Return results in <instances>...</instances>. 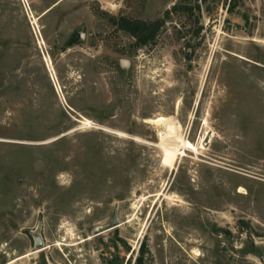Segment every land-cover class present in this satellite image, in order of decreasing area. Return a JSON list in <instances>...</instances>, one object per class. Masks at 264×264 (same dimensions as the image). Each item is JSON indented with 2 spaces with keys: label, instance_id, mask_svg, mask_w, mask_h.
Masks as SVG:
<instances>
[{
  "label": "rangeland",
  "instance_id": "rangeland-1",
  "mask_svg": "<svg viewBox=\"0 0 264 264\" xmlns=\"http://www.w3.org/2000/svg\"><path fill=\"white\" fill-rule=\"evenodd\" d=\"M139 255L264 264V0H0V264Z\"/></svg>",
  "mask_w": 264,
  "mask_h": 264
},
{
  "label": "trees",
  "instance_id": "trees-1",
  "mask_svg": "<svg viewBox=\"0 0 264 264\" xmlns=\"http://www.w3.org/2000/svg\"><path fill=\"white\" fill-rule=\"evenodd\" d=\"M228 10H231L228 8ZM169 10H166L164 16L152 20L143 19H130L125 16H120L117 19H113V24L117 29L123 30L130 34L137 45H146L155 40L159 30L162 28L165 22V15ZM80 33L77 30H73L69 37L65 40L63 48H68L77 43V36ZM137 264H142V256L137 257Z\"/></svg>",
  "mask_w": 264,
  "mask_h": 264
},
{
  "label": "bare ground",
  "instance_id": "bare-ground-1",
  "mask_svg": "<svg viewBox=\"0 0 264 264\" xmlns=\"http://www.w3.org/2000/svg\"><path fill=\"white\" fill-rule=\"evenodd\" d=\"M164 123L169 125L168 133L171 136V139L165 140L164 143L161 144L162 148L164 149V155L165 158L163 159V165L173 168L174 163L179 158V156L183 155L185 153L186 149L195 150V146L187 140L181 139L175 132L173 126L171 125L168 120H158V123ZM194 256H198V252H192Z\"/></svg>",
  "mask_w": 264,
  "mask_h": 264
},
{
  "label": "water",
  "instance_id": "water-1",
  "mask_svg": "<svg viewBox=\"0 0 264 264\" xmlns=\"http://www.w3.org/2000/svg\"><path fill=\"white\" fill-rule=\"evenodd\" d=\"M36 244H39V241L38 240H36Z\"/></svg>",
  "mask_w": 264,
  "mask_h": 264
}]
</instances>
